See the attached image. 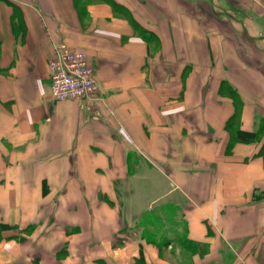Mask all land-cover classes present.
<instances>
[{"label": "crops", "instance_id": "0c3cea01", "mask_svg": "<svg viewBox=\"0 0 264 264\" xmlns=\"http://www.w3.org/2000/svg\"><path fill=\"white\" fill-rule=\"evenodd\" d=\"M0 264H264V0H0Z\"/></svg>", "mask_w": 264, "mask_h": 264}, {"label": "built area", "instance_id": "2783aa9c", "mask_svg": "<svg viewBox=\"0 0 264 264\" xmlns=\"http://www.w3.org/2000/svg\"><path fill=\"white\" fill-rule=\"evenodd\" d=\"M51 96L54 101H92L98 88L95 68L89 55L65 43H59L49 61Z\"/></svg>", "mask_w": 264, "mask_h": 264}]
</instances>
